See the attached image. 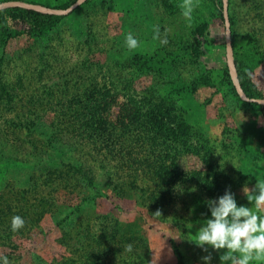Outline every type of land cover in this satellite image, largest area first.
Listing matches in <instances>:
<instances>
[{
	"label": "rangeland",
	"instance_id": "rangeland-1",
	"mask_svg": "<svg viewBox=\"0 0 264 264\" xmlns=\"http://www.w3.org/2000/svg\"><path fill=\"white\" fill-rule=\"evenodd\" d=\"M28 1L26 4L17 1L3 3L0 9L20 6L52 13L55 10L33 3L60 5L69 0ZM205 2L170 0V9L163 6L161 0H88L73 10L59 11L56 16L64 18L55 29L49 45L59 49L58 60L61 63L52 61L55 57L50 54L52 67L40 64V57L45 53L42 42L23 36L8 42L6 58L1 62L2 79L8 85H17L18 79L22 78L23 84L11 91L17 94L11 103L12 111L9 112L8 107L3 105L5 102L0 101V194L9 200V204L20 200V206L29 214L25 226L18 232L9 233L10 216L0 220V255L8 256L11 264H51L70 256L67 246L58 242L61 231L56 230L55 224L61 217V211L71 206L75 209L68 222L74 226L73 231L82 232L87 224L91 225L100 216H109L110 226L120 220V226H125L128 232L131 228L129 233L138 240L133 242L134 252L126 255L123 264H204L202 257L209 253L195 244L194 235L205 218L201 214V206L195 202L197 196L208 200L198 185L188 183L174 189L171 195H167L164 211L158 217L150 214L146 206L135 203L139 199L138 194L129 186L124 189L125 198L109 195L90 200L80 207L76 193L60 191L56 185L49 186L44 183L46 178L41 176H44L45 168L70 162L91 169L103 187L108 184L106 175L110 170H113L110 172L116 183L123 185L127 182L123 166L116 171L114 165L118 167V164L110 162L107 168H102L99 149L87 147L83 138L76 136L75 130L70 127L67 131L57 128L56 134L53 132L55 140H48L54 130L51 125H59L55 122L61 111L59 99L64 101L65 96L75 88L81 90L90 79L87 78L89 75L93 81L107 83L114 89L115 106L111 110V117L118 115L120 108L125 112V108L131 105V98L136 100L146 95L164 98L169 82L164 68L154 65L149 73L138 74L124 63L135 51L162 56L172 32L180 28L183 29L184 38L174 39L172 45L175 47L183 43L190 54L179 62L174 81H190L200 73H207L214 80L219 76L224 79L220 67L223 66L225 45L218 41L222 30L221 12L218 21H213L212 11ZM189 4L193 10L191 17L187 18L183 13ZM77 11L96 13L92 29L95 35L93 45L97 47L95 52L88 51L81 41L69 36L73 25L70 16ZM227 13L225 37L228 35L231 43L232 35L236 37V49L233 48L235 64L239 65L236 56H241L246 62L243 71H239L242 82L264 99V0H228ZM37 19L0 20V24L4 30L21 31L32 27ZM204 21L210 24L204 36L197 39L196 28ZM129 32L141 42L134 50H129L124 43ZM194 49L196 60L189 58ZM46 53L50 52L47 50ZM226 55L229 59L227 48ZM83 61L89 63L91 68H86L88 74L84 71L85 76L80 77L76 72H80ZM77 76L80 82L76 86L74 79ZM222 92L224 96L217 98L212 96L211 89L199 87L194 94L195 109L190 114L189 122L205 141L210 160L224 187L235 194L238 205L251 206L243 189L245 186L251 189L256 181L264 180V109L256 103L263 110L258 118L255 110L240 105L224 89ZM243 99L240 100L254 104ZM19 119L24 122L36 119L45 127L29 132L24 127H17V130L13 123ZM62 129L65 131L62 132ZM247 143L251 145L250 150ZM201 156L185 155L179 158L181 171H206ZM138 183L144 185L140 179ZM81 191L87 192L85 195L89 193L83 189ZM41 197L52 198L53 204L44 206L34 201ZM116 205L124 206L126 213H120ZM4 232L9 235L5 242L1 238ZM172 246L182 257L177 258ZM223 251L210 250L211 264H220L219 256Z\"/></svg>",
	"mask_w": 264,
	"mask_h": 264
},
{
	"label": "trees",
	"instance_id": "trees-1",
	"mask_svg": "<svg viewBox=\"0 0 264 264\" xmlns=\"http://www.w3.org/2000/svg\"><path fill=\"white\" fill-rule=\"evenodd\" d=\"M15 1L24 4L29 2L28 0H0V4ZM205 1L208 3L205 2L204 4L212 11L211 18L214 20H211L217 22L219 13L221 12V16L224 15L225 1ZM161 2L166 8H172L170 0H161ZM30 3L32 4L33 2ZM69 3L70 1L60 5L33 4H38L50 10L60 9V11H67ZM19 13L24 15L21 19H34L38 14H49L20 6L0 9V17ZM128 14L130 15V11ZM131 15L135 17L134 14L131 13ZM95 16V11H77L70 16V21L73 23L72 33L70 32L69 34L70 38L81 41L85 48L91 52H95L97 48L93 45L95 35H93L92 31L93 26H95L93 24ZM63 18L64 16L56 15L38 18L32 23V27L21 31L4 30L3 25L0 24V101L5 102L3 105L8 107L7 110L9 112L13 110V104L11 103L17 96L16 93H11V91L17 90L18 87L22 86L23 80L20 78L17 81V85H8L2 79L1 62L6 58L8 42L20 36L42 42V47L45 51L43 54L45 55L42 54L40 57V64L45 67H52L50 54L55 57L52 60L55 63H61V60H58L60 58L59 49L50 46L49 43L52 36H54L55 29L61 24ZM230 19L233 22L232 16H230ZM209 24L208 21H204L201 25H198L196 28L197 39L204 36ZM120 30L122 34V29ZM182 32V28L172 32L168 45L164 46V54L162 56L135 51L124 63L127 68H132L138 74L149 73L154 65L158 68H164V73L167 74L169 79L164 98L157 99L155 96L149 95L140 96L136 100L131 98V105L125 108V112L120 108L119 114L111 117V110L115 106L116 93L114 89L107 83L100 84L95 80L93 81V77L89 75L87 78L90 79L86 84L84 83L81 90L75 88L68 96H65L67 98L64 101L59 99L60 104H62L60 105L61 111L57 114L58 118L55 121L59 125H51L54 130L51 132L52 136L49 138L46 136L48 140H55L56 136L53 132L56 134L57 128H63L67 131L70 127V129L75 130L76 136L83 138L87 147L89 146L92 150L99 149L98 153L100 152V165L102 168H107L110 162L118 164V167L114 165L116 171L122 169L121 166H123V170L127 174V176L123 177L127 182L123 185L116 183L110 172L113 170H110L107 171L108 173L105 172L107 173L106 182L108 184L103 187L91 169H87L82 164L76 165L66 162L51 169L45 168L46 172L44 176H41L46 178L45 184L49 186L56 185L60 191H65L66 193H76L80 207L85 203H89L90 200L93 201L109 195L116 198H125L124 189L129 186L138 194L139 199L135 203L146 206L150 214L152 213L158 217H161V213L164 211L167 195H171L174 189L184 184L194 183L198 185L207 200L216 199L224 194L227 188L224 187L214 169L213 161L209 157V149L207 150L205 141L189 122L190 114L195 109L194 94L199 87L204 86L211 89L212 96L220 98L224 96L222 92V89H224L226 94L232 96L240 105L255 110L256 112L254 113L258 118L263 113V110L256 103L248 104L240 100L243 98L231 76L226 55V44L224 41L226 21L222 34L220 33L218 39V41L224 42L225 45H223V66L220 67L224 79L219 76L218 79L214 80L207 73H200L195 75L190 81L175 82L174 77L178 75L176 72L179 62L184 56L190 54L188 47L182 45L183 43L175 47L172 45L174 39L182 40L184 38ZM232 46L236 49V37L234 35H232ZM47 50L50 52L49 54L46 53ZM192 52L194 53H191L192 56L189 58L193 57L195 59L196 56L194 55H197L195 49ZM236 59L239 63L238 69L241 72L246 62L241 56L240 58L236 56ZM81 64L80 72H76L80 77L85 76L84 71L88 74L86 68H91V65L85 63V61L81 62ZM79 76L74 79L76 86L80 82ZM15 122L13 125L17 130L24 127L28 132L32 129L39 130V128L45 127L41 121L36 119H29L25 122L19 119ZM252 122L255 124L254 121ZM63 129L61 130L62 132L65 131ZM247 144L250 150L251 145ZM202 152L204 154L201 156ZM185 155L201 156L202 161L206 165V171L199 170L183 173L179 166V158ZM138 179L143 181L144 185H140ZM82 189L89 191V193L85 195L87 192L81 191ZM34 201L40 205L44 204V206L53 204L52 198L41 197ZM195 203L201 206V214L206 220L210 216L207 201H204L203 197L197 196ZM123 207L116 205L115 208L120 213L125 214L126 211ZM74 209L71 206L68 207V210L61 211V217L57 219L55 224L56 230L61 231L58 242L63 246H67L70 256L62 257L60 261L51 264L125 263L124 258L128 255L125 252L126 245L133 244L135 240H138V237L134 235L132 237V233H129L132 231L131 228H129L128 232L125 226H120V220L113 222L112 226H110V217L100 216L93 222L91 221V225L87 224L82 232L73 231L74 226H70L68 221H70ZM157 212L160 215L156 214ZM15 215L22 216L25 221L27 216H29L24 207L20 206V200H14L9 204V200H5L4 195L1 193L0 220L6 219L8 216L12 218ZM3 234L4 237L1 236V238L5 242L9 235H7L8 232ZM175 248V246H172L173 251L176 252L174 253L178 256L176 257H182L180 253L178 255V251Z\"/></svg>",
	"mask_w": 264,
	"mask_h": 264
},
{
	"label": "clouds",
	"instance_id": "clouds-1",
	"mask_svg": "<svg viewBox=\"0 0 264 264\" xmlns=\"http://www.w3.org/2000/svg\"><path fill=\"white\" fill-rule=\"evenodd\" d=\"M192 10L189 4L184 10V16L190 18ZM124 43L129 50H134L141 42L129 32ZM243 191L251 206L238 205L230 188L218 198L207 201L210 216L194 235L195 244L209 253L202 257L204 264H211L210 250H224L219 256L220 264L264 262V180L256 181L251 189L245 186ZM156 214L160 215L159 212ZM25 223L22 216L15 215L11 218V230L18 232ZM125 252L133 253V244L126 245ZM0 264H11V261L8 256L0 255Z\"/></svg>",
	"mask_w": 264,
	"mask_h": 264
},
{
	"label": "water",
	"instance_id": "water-1",
	"mask_svg": "<svg viewBox=\"0 0 264 264\" xmlns=\"http://www.w3.org/2000/svg\"><path fill=\"white\" fill-rule=\"evenodd\" d=\"M69 1H70V3L67 6H68L69 10H73L75 8L80 7L82 4H84L88 0H76V1L69 0ZM227 3H228V0H225V4L226 5H225L224 15L220 17V23H221V29H222L221 32L223 31L226 19H228ZM217 7H218V5H217ZM219 10H220V8H219ZM59 11H60V9H57L54 12L49 13V14H38V16H36V18H42V17L51 16V15H57L58 13H60ZM22 16H24L22 13H19V14H16V15H12V16H2V17H0V20H22L21 19ZM224 41H225V44H226V48H227V50H228V52H229V54H230V56H231V58H232V60L234 62V65H235L236 79L238 81V84L240 85L241 90L243 91V93L246 96V99H243V100L249 101L251 103H258L264 109V99L259 97L253 91H251L249 89V87H247L242 82L241 76L239 74L238 66L235 64V58H234V55H233V46H232L230 37L227 35V37H225Z\"/></svg>",
	"mask_w": 264,
	"mask_h": 264
},
{
	"label": "bare ground",
	"instance_id": "bare-ground-1",
	"mask_svg": "<svg viewBox=\"0 0 264 264\" xmlns=\"http://www.w3.org/2000/svg\"><path fill=\"white\" fill-rule=\"evenodd\" d=\"M224 1H225V0H224ZM226 21H227V23H228V20H227V19H226ZM228 63H229L228 66H229V69H230L231 76H232V78H233V80H234V83H235L237 89H238V92L240 93V95L242 96V98H245V96H244L243 92L241 91V88H240V86H239V84H238V81H237V79H236V75L233 76V74H234V73L236 74V72H235V66H234V64H233V61H232V58L230 57V55H229ZM233 68H234V69H233Z\"/></svg>",
	"mask_w": 264,
	"mask_h": 264
}]
</instances>
